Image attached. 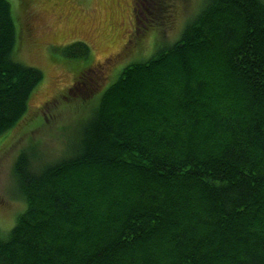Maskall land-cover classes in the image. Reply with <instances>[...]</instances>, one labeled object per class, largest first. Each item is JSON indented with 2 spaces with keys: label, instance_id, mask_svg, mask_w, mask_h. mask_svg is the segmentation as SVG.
Here are the masks:
<instances>
[{
  "label": "trees",
  "instance_id": "obj_1",
  "mask_svg": "<svg viewBox=\"0 0 264 264\" xmlns=\"http://www.w3.org/2000/svg\"><path fill=\"white\" fill-rule=\"evenodd\" d=\"M172 1L135 0L123 53L170 24ZM202 1L177 41L106 88L86 84L102 68L78 72L71 91L96 102L59 157L17 153L25 209L0 232V264H264V0ZM18 9L0 0V136L43 78L18 61Z\"/></svg>",
  "mask_w": 264,
  "mask_h": 264
},
{
  "label": "rangeland",
  "instance_id": "obj_2",
  "mask_svg": "<svg viewBox=\"0 0 264 264\" xmlns=\"http://www.w3.org/2000/svg\"><path fill=\"white\" fill-rule=\"evenodd\" d=\"M9 2L14 9L19 8L16 17L20 36L23 35L24 38L18 52V61L39 69L43 78L24 120L0 136L2 235L8 233L16 217L25 209L24 200L18 195L11 177L17 153L29 143H36L47 157H59L65 148L64 142L70 128L79 125L93 109L95 99L91 96L79 98L70 89L78 72L86 67L99 68V71L102 68L104 72L101 76L90 73L85 78L87 85L98 81L100 88L96 92H99L110 75L116 73L110 78L114 81L119 69L127 63L144 60L160 46H168L177 41L185 23L203 6L202 0H173V9L168 13L170 24L159 21L139 49L134 50L132 47V50L123 53V48L126 49L129 40L133 39L136 13L134 9L138 12L135 0ZM137 26L141 27L140 21ZM75 42L86 43L90 51L86 58L68 57L65 54V46ZM51 43L64 45L50 46ZM72 47L68 49L69 52L79 51L78 47ZM69 98L72 100L66 104Z\"/></svg>",
  "mask_w": 264,
  "mask_h": 264
},
{
  "label": "flooded vegetation",
  "instance_id": "obj_3",
  "mask_svg": "<svg viewBox=\"0 0 264 264\" xmlns=\"http://www.w3.org/2000/svg\"><path fill=\"white\" fill-rule=\"evenodd\" d=\"M142 26H143V28H145V25H142ZM143 28H142V29H143ZM130 43H132V42H130Z\"/></svg>",
  "mask_w": 264,
  "mask_h": 264
}]
</instances>
